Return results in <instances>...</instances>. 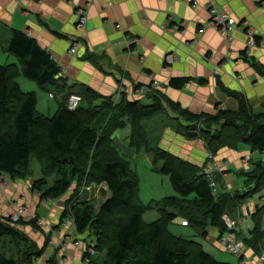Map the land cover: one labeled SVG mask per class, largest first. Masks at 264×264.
Here are the masks:
<instances>
[{
	"label": "crops",
	"instance_id": "1",
	"mask_svg": "<svg viewBox=\"0 0 264 264\" xmlns=\"http://www.w3.org/2000/svg\"><path fill=\"white\" fill-rule=\"evenodd\" d=\"M210 2L237 21L238 25L230 35H222L206 26ZM78 9L85 10L86 24L83 28L77 27ZM242 22H246L257 34L252 47L247 48ZM0 25V66L17 67L16 81L23 92L35 93L36 109L40 114L55 113L63 96L51 89L49 92H53L54 97L50 98L49 92L21 74L18 60L7 52L12 30L25 33L52 56L61 69L60 78L72 87L71 92L89 88L101 97L114 98L120 88L119 98L123 95L127 100L139 101L142 105H150V96L160 94L163 112L144 120L141 125L148 133L153 148L198 167L204 164L208 154L204 141L198 136L188 137L184 128L188 125L186 119L168 108L165 102L179 104L182 110L194 115L214 116L219 110L236 111L238 102L235 94H241L253 113H264V6L256 5L252 0H0ZM132 38L138 42L129 45ZM73 44L77 49L72 54L70 49ZM168 55L175 57L170 64L166 62ZM173 79H184L186 83L180 89L174 88L169 85ZM153 83L155 85L148 94L140 97L132 94L135 86ZM52 100L56 105H51ZM143 100L148 104H143ZM125 130L126 134L120 133ZM130 136L128 124L114 131L112 140L119 154L129 163L143 155L159 168L161 163L154 161L152 154L136 152L131 148ZM214 160L220 168L217 174L220 192L236 194L246 189L243 174L251 170L254 163H264V152L252 151L247 143L240 142L234 148L220 149ZM0 177L8 176L0 174ZM233 177L243 178L242 191L231 188ZM33 180L29 183L32 184ZM19 181H13L15 184L0 183V215L10 218L18 214L16 208L24 203L26 215L19 214L24 223L29 217L47 218V225L41 227L43 233L34 230L29 238L31 246L36 249L31 252L42 251L38 258L32 257V264H44L45 258L54 250L57 251L50 257L55 264H84L81 245L86 233L78 234L73 222L66 219L67 225H61L50 233L51 243L47 245L45 235L49 233L48 227L53 222L60 223L58 209H48L47 204L43 207L45 202L40 204L31 185L26 184L27 180ZM97 187L103 189L105 199L108 198L106 186ZM255 195H259L258 202L248 198L229 216L238 223L240 236L243 234L240 225H243L244 232L250 237L254 227L251 215L264 204V194ZM97 205L96 210L100 203ZM249 221L252 227H248ZM207 227L211 226L208 224ZM26 228L18 227L27 233ZM213 229L218 235L219 230ZM261 229L264 231V215ZM55 236L59 237L58 240L54 239ZM242 238L238 237L239 240ZM216 247L219 249L218 245ZM263 255L264 251L256 255L246 248L244 259L250 264H264V260L260 259ZM237 258L240 264V258Z\"/></svg>",
	"mask_w": 264,
	"mask_h": 264
},
{
	"label": "trees",
	"instance_id": "2",
	"mask_svg": "<svg viewBox=\"0 0 264 264\" xmlns=\"http://www.w3.org/2000/svg\"><path fill=\"white\" fill-rule=\"evenodd\" d=\"M1 38L0 32V41ZM7 52L18 60L26 79L47 92L53 89L63 96V101L52 117L40 114L35 93L23 92L16 81L17 67L0 66V174L21 179L31 173L34 158L42 175L33 180L31 189L46 200L61 199L73 184L70 202L83 186L105 185L109 196L100 203L97 213L92 204L75 199L72 208L66 207L62 214L63 218H72L78 234H92L94 251L105 256L102 264H231L214 259L200 245L189 262L187 241L169 234L167 227L180 218L200 230L203 237L208 224L219 230L218 237L226 233L222 216L231 217L248 198L264 192L263 162L254 163L243 174L246 189L242 193H215L201 167L153 148L141 122L163 112L160 94L150 96V105H142L123 95L116 101L113 96L101 97L89 88L71 92L72 87L60 78L61 69L52 56L20 31H11ZM185 83L184 79H173L169 85L180 89ZM72 94L80 97L75 110L67 108ZM235 95L237 110H219L214 116L194 115L169 101L165 104L186 119L185 131L197 132L213 157L220 149L234 148L240 142L247 143L252 151L264 152V113H253L243 96ZM127 124L131 128V148L150 153L154 161L161 163L157 172L169 178L173 196L147 206L139 200L136 171L112 140L114 131ZM52 176L50 185L48 179ZM149 209H155L159 217L147 224L142 215ZM263 215L264 204L251 215L254 227L250 237L242 238L245 247L256 255L264 251ZM22 224L21 220L12 222L1 217L0 242L4 237L24 239L16 229ZM27 251L23 257L0 252V264H32V257L41 254Z\"/></svg>",
	"mask_w": 264,
	"mask_h": 264
},
{
	"label": "rangeland",
	"instance_id": "3",
	"mask_svg": "<svg viewBox=\"0 0 264 264\" xmlns=\"http://www.w3.org/2000/svg\"><path fill=\"white\" fill-rule=\"evenodd\" d=\"M1 46H0V49H1ZM44 94H45V96L46 95L48 96L47 93H44ZM48 101L49 100L46 97V103H48ZM50 102H51V105H53V104L56 105L55 101L52 100ZM141 102L143 104H148V103H146V100H143ZM40 106H41V103L39 102V107ZM52 111H53V109H52ZM53 113H54V111L52 112V114L48 115L47 112H45L42 115H44L46 117H52ZM149 131H151V130H149ZM120 133L126 134L127 130L122 131ZM120 133L118 132L117 134H120ZM209 154L210 153H208L207 156ZM142 156H139L135 160L129 159L131 162V167L133 170L136 171V174H137L138 179H139V193H138L139 200L143 203V205L147 206L150 202L161 201L165 197H168L171 195L173 196L175 193L172 190V187H171L170 182H169V178L167 176L161 175L160 173L157 172L158 171L157 169H159L158 168L159 165L154 167L151 163H149L147 161V159L145 157H142ZM212 161L215 162L214 157H213ZM208 162L209 161L206 157V161L204 162V164H206ZM30 169L32 171L30 174L29 173L25 174V177L18 179V180L17 179L16 180L10 179V177H3V178L0 177V183L7 182L10 184H15L14 182H16V183L20 182L19 180H22L24 182H26V180H27L28 183H26V184H29L32 187V184L29 183L31 180H33L32 177L39 178L42 175V174H40V167L34 158L31 159ZM219 172H220V170L217 172V174ZM217 174H216V176H217ZM53 177L54 176H52L48 179V183L50 185L52 184V182L54 180ZM8 179H10V181H6ZM233 180H234V182L232 183L233 185L231 188L235 191H242V189H243L242 188L243 178L233 177ZM216 184H217V189H216L217 192L221 191V189H219L220 188V182L217 181ZM74 188H75V184H73L70 191L67 192L65 196H63L61 199H58V200L42 199L40 193H36V192L32 191L33 194L38 198L40 204H42V202H45V203H43V207H45L44 204H47L46 208H48V209L49 208L50 209L57 208L58 209L57 212L60 215V223L59 224H57V222L56 223L53 222L52 224L48 223V224H51L52 226L48 227L49 233L47 234V236L45 235L47 245H49L50 233L52 231L57 230L58 227H60L61 225H67L68 220H66V219H69L72 222V220L70 219L71 218L70 216L63 218L62 214L64 213V210L66 207H68L67 208L68 210L70 208H72V206H73L72 204L75 203V199L86 201L87 203H90V205L92 204L95 208L98 206L97 204L101 203V201H103V199H105V191L103 189H101L100 187H97L98 193L96 195L93 193H89V192H91L90 190H87L86 188L82 187L79 190V192H85V193L81 197H77L78 196V194H77V196H75L73 198L74 201L70 202L71 196L73 194L72 189H74ZM263 194L264 193H261V195H263ZM89 196L91 198V201L86 199ZM21 200L24 202V199L22 197H21ZM250 201L258 202L259 201V195L253 196L252 199H250ZM51 202H53V204H50ZM0 203H1V201H0ZM16 209H17V212H20L19 209H21L22 214L26 215L25 214L26 209L24 207V203H21V205H19ZM95 213H97V210ZM1 217L2 216L0 215V219H1ZM157 218H158V215H157V211L155 209H149L146 212H144L142 215L143 222L147 223V224L155 221ZM8 219L10 220V218H8ZM43 219L44 220L39 219L37 216L29 217L28 221L25 222V224L20 225L23 227V229H25V227H27L26 228V230L28 231L27 233H25L24 231L22 232L20 229H18L19 226L16 227V229L21 234H23L25 236V238L22 239L21 236H17V238H16L17 240L14 239L15 237H13L12 239L10 237L9 238L4 237L5 239L2 238L1 242H0V252H2L4 254L6 253V255H9V256H11L12 254L14 255V253H17L18 256L23 257V255H24L23 253H25L27 250H28L27 254H29L30 251H33L34 247L31 246L32 241L29 238L31 237V234H32V232H34V230H37V231H40L41 233H43L41 227L45 228V226L47 225L46 224L47 218H43ZM19 220L22 221L23 219L19 218ZM38 220H41V221L38 222ZM181 221H179V219L175 220L173 223L168 225L167 230H168L169 234H171L177 238H181V239L184 238V240L187 241L186 244L188 245V248L190 249L189 262L191 260H193V258L195 257L194 256L195 248L198 245H200V247L202 248L203 251L212 255L216 260L221 261V262L238 264L237 256L230 254L226 251H223V249H221L220 245L218 244V235H217V231L215 229H213L212 227H207L208 240H206L200 234V232L196 231L191 226H189L187 228H183L180 225ZM234 222H236V221H234ZM23 225H27V226H23ZM70 225H72V224H70ZM248 227H252V223L250 221L248 223ZM240 228H241L240 230L243 231V234L240 237L248 238L249 235L244 232L243 225H240ZM65 232H66V230H65ZM91 235H90V232L86 233V236L83 240V245H81L82 246V254H83L82 259H83L84 264H87L85 261V257L88 256V252H89V248H90L88 243H89V239L92 237ZM57 236H55L54 239L58 240L59 237H57ZM64 237H66V236L64 235ZM59 244H61V241H59ZM216 245L219 246V249L216 247ZM34 250H36V249H34ZM55 251H57V250H54L53 252H55ZM53 252H52V254H53ZM40 253L42 254V251H40ZM51 255L49 254V256H47L45 258L44 264H52L53 263V258L50 257ZM39 256L40 255H37L35 257L38 258ZM263 256H261L260 259ZM104 257L105 256L103 254L95 252L94 254H92V261H94L95 264L96 263L102 264V260L104 259Z\"/></svg>",
	"mask_w": 264,
	"mask_h": 264
},
{
	"label": "built area",
	"instance_id": "4",
	"mask_svg": "<svg viewBox=\"0 0 264 264\" xmlns=\"http://www.w3.org/2000/svg\"><path fill=\"white\" fill-rule=\"evenodd\" d=\"M59 1L69 2V0H59ZM252 1L256 5L264 6V0H252ZM207 9L209 12V19L206 23V26L208 28L215 29L222 35H226V36L230 35L233 31H235V28L237 27L238 23L233 17L229 16L226 13L219 11L214 6V3L212 2L208 4ZM85 24H86L85 10L78 9L77 10V27L83 28ZM242 24H243L242 26H245V30H246L245 32H246V38H247V48L252 47L255 45L257 34L248 27V24L246 22H242ZM137 42L138 40L136 38H132L129 40V45H133ZM76 49H77V46L73 44L72 48L70 49V53L73 54L76 51ZM174 60L175 58L173 57V55H168L166 57V62L168 64L172 63ZM153 85H155V83L150 84V85L135 86L132 90V94L135 97L146 95L151 91V88ZM119 95H120V88L118 92L116 93V96L114 97L115 101L118 100ZM49 97L53 98V94H49ZM79 104H80V99L77 95L72 94L69 96L67 100V108L69 110H75L79 106ZM207 159L209 162L201 166L202 174L207 178L210 188L216 193L217 192L216 174L220 170V168L216 162L212 161L213 157L211 154L207 156ZM83 187L86 188L87 190H90L91 192L89 193H93L96 195L97 187H94V186L93 187L83 186ZM84 193L85 192H79L78 197H81ZM86 199L91 201L90 196ZM19 210L20 212H18V214H14L10 216V220L12 222H16L19 220V214H22V210L21 209ZM70 219L72 220V218ZM222 220L226 225L227 231L226 233L221 234L218 237V244L220 245L221 248H223L224 251L239 257L241 260L240 264H250L244 259L246 247L244 243L242 242V240H239L237 238L238 223L231 220L230 217H228L227 215H223ZM180 225L183 227L189 226L186 220H182ZM49 243H51L50 239H49ZM88 244L90 248H89L88 256L85 257V261L87 264H94L92 261V254L95 253L93 239L89 240ZM261 259L264 260V256Z\"/></svg>",
	"mask_w": 264,
	"mask_h": 264
},
{
	"label": "water",
	"instance_id": "5",
	"mask_svg": "<svg viewBox=\"0 0 264 264\" xmlns=\"http://www.w3.org/2000/svg\"><path fill=\"white\" fill-rule=\"evenodd\" d=\"M188 137H197L198 133L197 132H188Z\"/></svg>",
	"mask_w": 264,
	"mask_h": 264
},
{
	"label": "bare ground",
	"instance_id": "6",
	"mask_svg": "<svg viewBox=\"0 0 264 264\" xmlns=\"http://www.w3.org/2000/svg\"><path fill=\"white\" fill-rule=\"evenodd\" d=\"M31 220V219H30Z\"/></svg>",
	"mask_w": 264,
	"mask_h": 264
}]
</instances>
